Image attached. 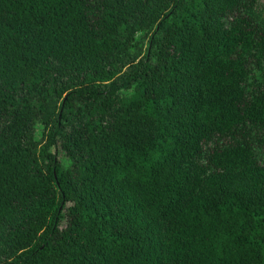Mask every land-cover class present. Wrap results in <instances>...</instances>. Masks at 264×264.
I'll return each mask as SVG.
<instances>
[{"label":"trees","instance_id":"trees-1","mask_svg":"<svg viewBox=\"0 0 264 264\" xmlns=\"http://www.w3.org/2000/svg\"><path fill=\"white\" fill-rule=\"evenodd\" d=\"M0 264H264L258 0H0Z\"/></svg>","mask_w":264,"mask_h":264},{"label":"rangeland","instance_id":"rangeland-1","mask_svg":"<svg viewBox=\"0 0 264 264\" xmlns=\"http://www.w3.org/2000/svg\"><path fill=\"white\" fill-rule=\"evenodd\" d=\"M258 11L264 12V0H258Z\"/></svg>","mask_w":264,"mask_h":264}]
</instances>
